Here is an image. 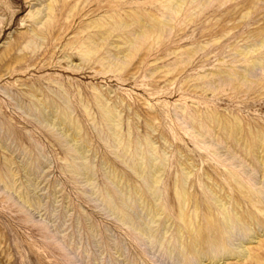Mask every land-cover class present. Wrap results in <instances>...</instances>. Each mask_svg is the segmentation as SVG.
<instances>
[{
	"label": "rangeland",
	"instance_id": "1",
	"mask_svg": "<svg viewBox=\"0 0 264 264\" xmlns=\"http://www.w3.org/2000/svg\"><path fill=\"white\" fill-rule=\"evenodd\" d=\"M28 1L0 0V137L8 149L0 148V264H85L86 257H98L93 240L103 246L102 264H110L107 261L111 256L108 243L122 245L125 253L134 252L133 248L137 246L134 237L100 211L83 192L81 184L64 171L62 158L66 155V148L60 140L26 114L30 101L24 90L32 84L48 95L50 103L52 98L63 105L51 93V89H59L57 82L61 83L70 95L71 117L81 125L83 136L92 143L91 148L109 160L113 157L88 122L79 101L80 95L91 99L93 85L109 89L112 101L118 97L123 101V126L126 129L129 116L133 137L143 134L146 130L144 121L154 116L152 138L159 148L164 146L168 157L157 186L160 200L174 217V179L181 175L180 162L189 160L193 165L188 180L192 194L189 209L192 211L195 198L199 204L198 214L204 218L206 196L204 184L199 183V179L204 181L203 174L208 173L221 183L226 172L224 162L211 152V147L193 134L192 125L197 127V120H200L230 146L233 145V137H226L227 131L222 130V126L231 133L238 131L240 137L252 142L256 138L251 133L256 134L257 130L264 133V73L254 68L249 83L222 81L218 76L201 79L198 75L227 69V65L244 64L243 60L228 58L229 46L243 43L249 32H258L254 39L264 37V0H208L191 19L186 16L198 0L187 3L183 12L174 17L168 34L158 42L152 37L138 39V45L130 47L126 63L118 67L104 66L94 58L81 61L75 46L69 44L74 33L89 18L117 13L128 20L127 14L132 10L158 12L157 3L153 0H55L50 20L41 27L45 37L41 45L32 51L24 49L26 56L6 70L5 65L18 53L19 46L13 48L12 45L22 43L24 38L21 35L29 24L26 15ZM30 2L33 5L38 0ZM133 28L134 25L113 31L98 55L105 54L107 50L118 54L119 48L125 49L122 38L129 36ZM117 34L122 37H116ZM111 41L119 42L120 47L110 45ZM205 42L208 43L192 52L185 64L167 72L164 65L175 59L170 51L191 43ZM10 45L13 49L3 55L6 46ZM262 51L253 53V56ZM65 54L71 55V66L62 58ZM2 90L18 99L23 108H17L15 101ZM145 101L152 105V110ZM177 104L186 109L184 117L175 116ZM92 109L97 112L94 104ZM188 113L194 115V121ZM214 114L218 117V126ZM235 118L239 119L238 124ZM160 134L166 143L161 142ZM35 143L42 146L41 151ZM235 149L238 151L237 147ZM2 154L12 156L18 164L30 161L31 170L39 174L37 188L32 192L31 189L25 190L23 171L18 170L20 172L17 173L16 184H21L19 190L30 198L31 205L21 200L12 188L5 187V183L11 184L4 174L6 167ZM124 174L135 180L128 169ZM96 180L100 186L107 183L99 169ZM35 193L42 200L40 205L35 201L32 206ZM87 223L96 227L94 234L98 235L94 238ZM138 248L142 250V247ZM88 264H93L91 259Z\"/></svg>",
	"mask_w": 264,
	"mask_h": 264
},
{
	"label": "bare ground",
	"instance_id": "2",
	"mask_svg": "<svg viewBox=\"0 0 264 264\" xmlns=\"http://www.w3.org/2000/svg\"><path fill=\"white\" fill-rule=\"evenodd\" d=\"M54 1L38 0L33 5L30 0L28 1L26 15L29 18V24L24 35H21L24 38L22 43L11 44L13 48L18 46L19 48L18 53L12 56V61L5 65L6 70L13 68L14 63L26 56L23 53L24 49L32 51L41 45L45 38L41 27L50 20ZM153 1L158 5V12L136 9L127 14L128 20L117 13L87 19L85 24L74 33L73 40L69 44L75 46L81 61L94 58L96 61H101L104 66L118 67L125 64L131 52L130 47L138 45V39L152 37L155 42H158L172 29L174 17L183 12L187 3L196 0ZM207 3L208 0H198L186 17L191 19ZM133 25L130 37L122 38L125 49L119 48V42L111 41L110 45L119 48L118 54L107 50L105 54L98 55V52L103 49L104 41L112 36L113 31ZM90 29L95 31L90 32ZM257 33L249 32L243 43L229 46L231 52L228 58L243 60V65H227V69L203 72L198 75V78L207 79L208 76H218L222 81L236 80L240 83H249L254 68H259L264 73V37L254 39ZM116 37L122 36L117 34ZM250 38L252 40H249ZM207 43H191L170 51L175 59L164 65L168 69L167 72L175 69L179 64H185L192 52ZM11 45L6 46L3 55L6 56L13 49ZM261 49H263L262 52L253 56V53ZM70 57V54L62 57L69 66L73 62ZM57 84L59 89H51V93L63 105L52 98L50 103L48 95L44 94L39 87L33 84L26 86L24 94L30 101L26 114L32 116L46 130L53 132L66 148V155L62 158L65 162L64 171H67L75 182L81 184L83 192L96 203L100 211L113 218L136 240L137 246L133 248L132 253H125L121 248L122 245L118 243L113 242L112 245L108 243L107 247L111 250V256L107 258V261L110 264L264 263V133L259 130L256 134L251 133V136L256 139L250 142L240 137L238 131L231 133L226 126H222V130L227 131L226 137L228 135L233 137V145L230 146L207 124L197 120V127L192 125L193 134L201 138L203 144L211 147L209 148L211 152L224 162L226 174L221 183L211 178L208 173L203 174L204 181L199 179V183L204 184L203 190L206 196L204 218L201 219L198 214L199 204L195 198L192 211L189 209L192 194L189 191L191 184L188 180L192 174V162L189 160L180 162L181 175L176 176L173 185L176 201L174 205L176 214L173 217L160 200L157 188L168 157L164 146L159 148L156 140L152 138V132L155 131L153 125L155 117L146 119L145 132L133 137L129 116L126 119V129L123 126V101L119 97L112 101L109 89L104 90L102 86L93 85L91 99L80 95L79 101L88 122L114 159L109 160L91 148L92 143L83 136L81 125L70 115L72 109L69 93L61 83L57 82ZM2 91L15 101L17 108H23L18 99L12 97L8 91ZM93 104L97 112L92 109ZM145 104L152 110V105L148 101H145ZM176 109V117L185 116L184 106L177 104ZM188 116L191 121L195 120L193 114L188 113ZM214 118L218 126L216 114ZM238 120L235 118L237 124ZM136 127L139 130V127ZM160 139L161 142L166 143L162 134ZM35 146L41 151L40 144L35 143ZM0 148L8 150L2 143L1 137ZM2 155L6 167L4 174L11 184L5 183V187L12 188L21 200L31 205L30 198L19 190L21 184H16L17 173L20 172L18 170L23 171L26 179L25 190L31 189L32 192L37 188L39 174L31 170L30 161L18 164L12 156ZM98 169L110 188L106 184L100 186L97 182ZM125 169L134 174L135 180L124 174ZM0 174L2 175V171ZM1 175L0 181H2ZM53 192L56 190L53 189ZM41 200L36 194L35 199L32 197V206L35 201L37 205H40ZM87 228L93 238L98 235V233L94 234L96 227L91 223H87ZM93 242L98 251V257L94 255L88 259L86 257L85 264H88L90 259L93 264H102L103 246L97 240ZM138 247H142V250H138Z\"/></svg>",
	"mask_w": 264,
	"mask_h": 264
}]
</instances>
